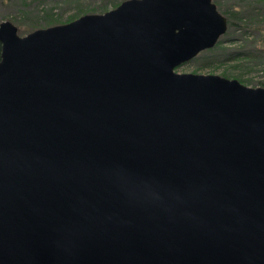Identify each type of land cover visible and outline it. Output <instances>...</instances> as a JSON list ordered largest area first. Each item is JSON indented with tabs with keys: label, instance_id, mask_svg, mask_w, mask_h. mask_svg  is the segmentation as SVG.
I'll use <instances>...</instances> for the list:
<instances>
[{
	"label": "water",
	"instance_id": "1",
	"mask_svg": "<svg viewBox=\"0 0 264 264\" xmlns=\"http://www.w3.org/2000/svg\"><path fill=\"white\" fill-rule=\"evenodd\" d=\"M214 0L0 23V264H264V87L179 73Z\"/></svg>",
	"mask_w": 264,
	"mask_h": 264
},
{
	"label": "rangeland",
	"instance_id": "2",
	"mask_svg": "<svg viewBox=\"0 0 264 264\" xmlns=\"http://www.w3.org/2000/svg\"><path fill=\"white\" fill-rule=\"evenodd\" d=\"M123 1L125 0H0V23L5 20L12 21L18 27L19 34L25 36L37 29L69 23L86 14L105 13ZM214 2L225 16L228 17L232 11L238 10L240 16L249 21V26H242L243 29H229L222 36L225 41L223 47L229 51L238 49L243 53L252 52L255 57L243 62L223 61L218 58L216 62L205 66V59L194 58L176 71L217 74L238 79L250 87H264V0Z\"/></svg>",
	"mask_w": 264,
	"mask_h": 264
},
{
	"label": "trees",
	"instance_id": "3",
	"mask_svg": "<svg viewBox=\"0 0 264 264\" xmlns=\"http://www.w3.org/2000/svg\"><path fill=\"white\" fill-rule=\"evenodd\" d=\"M120 3L115 4L116 7H118ZM240 11H232L230 14H228V21H229V29L238 30L243 29L242 26H249V21L243 17L240 16ZM249 19V18H248ZM246 23H243L245 22ZM241 22V23H240ZM236 26V27H235ZM245 29V28H244ZM228 32V31H227ZM234 40V39H233ZM225 44V41L223 38H221L218 43L211 49H207L203 52H201L197 57L195 58H203L206 61H203L204 66L208 63L216 62L218 58H222L223 61H236V62H243V61H250L249 58L253 59L255 56L252 52H242L238 49H232V51H229L226 47H223ZM1 51H2V45L0 43V59H1ZM220 51V53H219Z\"/></svg>",
	"mask_w": 264,
	"mask_h": 264
}]
</instances>
